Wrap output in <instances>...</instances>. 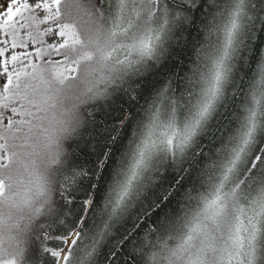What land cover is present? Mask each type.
Listing matches in <instances>:
<instances>
[{"label": "snow or ice", "instance_id": "6c2138e0", "mask_svg": "<svg viewBox=\"0 0 264 264\" xmlns=\"http://www.w3.org/2000/svg\"><path fill=\"white\" fill-rule=\"evenodd\" d=\"M0 264H264V0H0Z\"/></svg>", "mask_w": 264, "mask_h": 264}]
</instances>
